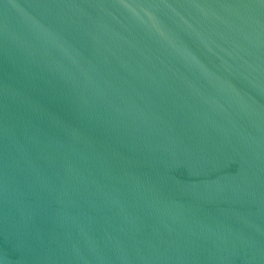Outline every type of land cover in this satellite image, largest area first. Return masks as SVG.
<instances>
[{
    "label": "water",
    "instance_id": "95a60500",
    "mask_svg": "<svg viewBox=\"0 0 264 264\" xmlns=\"http://www.w3.org/2000/svg\"><path fill=\"white\" fill-rule=\"evenodd\" d=\"M0 264H264V0H0Z\"/></svg>",
    "mask_w": 264,
    "mask_h": 264
}]
</instances>
